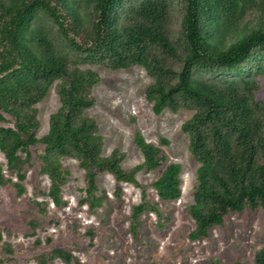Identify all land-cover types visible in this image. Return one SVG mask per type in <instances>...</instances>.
I'll return each mask as SVG.
<instances>
[{
	"label": "trees",
	"instance_id": "16d2710c",
	"mask_svg": "<svg viewBox=\"0 0 264 264\" xmlns=\"http://www.w3.org/2000/svg\"><path fill=\"white\" fill-rule=\"evenodd\" d=\"M182 4L181 30L175 34L168 0H0V123L10 124L0 126V151L13 165L21 149L43 144L42 171L51 179L53 194L70 176L63 159H77L85 171L87 197L82 203L91 209L102 207L108 197L105 191L98 195L100 173L113 175L115 196L121 197V183L140 185L137 173L142 167L165 166L153 187L162 200L180 199L182 165L168 163L162 146L137 133L144 162L126 169L123 152L103 155L99 125L86 115L95 104L90 88L99 76L82 69L79 57L114 68L142 66L154 79L146 96L156 114L166 109L194 112L182 128L200 163L194 202L188 206L196 224L190 237L198 240L232 212H264V100L256 96L259 81L245 76L212 82L196 75L244 71L247 62L257 63L264 50V0ZM45 21L54 23L60 39ZM56 82L61 106L51 114L48 132L39 137L37 105ZM162 143L169 142L163 138ZM147 208L160 213L157 204L143 199L133 208V232ZM253 264H264V245Z\"/></svg>",
	"mask_w": 264,
	"mask_h": 264
},
{
	"label": "rangeland",
	"instance_id": "374dc122",
	"mask_svg": "<svg viewBox=\"0 0 264 264\" xmlns=\"http://www.w3.org/2000/svg\"><path fill=\"white\" fill-rule=\"evenodd\" d=\"M168 1L172 7L170 28L178 34L182 0ZM45 25L60 39L54 23L45 21ZM64 50L70 56L78 55ZM79 58L82 69L99 76L90 88L95 104L86 115L99 125L103 155L119 150L124 153V168L142 165L144 156L135 142V135L141 133L148 142L163 147L168 163L182 165V196L176 201L162 200L154 189L153 183L165 166L142 167L137 173L140 185L121 183V197L115 196L113 175L103 172L98 175V195L105 191L108 197L102 207L91 209L82 203L87 197L85 171L77 159H63L70 176L53 194L51 179L42 171L43 144L21 149L13 165L0 151V264H253L257 250L264 245L261 208L232 212L208 237H190L196 224L188 206L194 202L200 163L189 149L190 138L182 126L194 112L166 109L156 114L146 96L154 79L142 66L114 68ZM243 66L244 71L220 69L196 75L212 82L252 76L260 84L256 96L264 100V50L257 63L250 61ZM56 86L57 82L37 105L39 137L48 132L50 116L61 106ZM163 138L169 143L163 144ZM143 199L157 204L160 213L145 209L133 232V208Z\"/></svg>",
	"mask_w": 264,
	"mask_h": 264
}]
</instances>
